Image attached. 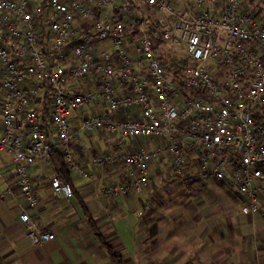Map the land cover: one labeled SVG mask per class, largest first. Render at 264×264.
I'll return each instance as SVG.
<instances>
[{
  "label": "built area",
  "instance_id": "1",
  "mask_svg": "<svg viewBox=\"0 0 264 264\" xmlns=\"http://www.w3.org/2000/svg\"><path fill=\"white\" fill-rule=\"evenodd\" d=\"M29 1L0 0V152L9 153L14 181H5L1 171L0 178L3 193L14 197L16 187L27 205L17 202V218L30 245L55 236L31 215L37 196L29 171L31 163L54 151L73 174L91 180L100 199L142 190L150 182L149 162L167 154L173 177L185 183L225 181L238 194L242 213L257 210L264 190V19L244 10V0H222L217 14L210 10L216 0H188L183 13L170 0H145L164 18L150 33L139 30L127 49L125 32L151 20L147 12L139 17L126 0H36L34 8ZM36 16L45 48L38 41ZM75 16L91 18L86 32H80ZM152 36L181 42L184 55L174 61L179 80L167 75ZM98 41L107 45L97 48ZM90 73L92 85L64 86L68 77ZM117 82L126 90L118 92ZM42 93L50 100L44 120L34 105ZM95 100L106 110L84 115L70 127L69 112ZM123 109L128 114L118 115ZM93 129L107 130L113 149L87 162L120 163L117 181L96 183L72 155L70 139ZM150 137L158 139L149 146L135 142ZM48 182L55 195H71L69 182L57 172Z\"/></svg>",
  "mask_w": 264,
  "mask_h": 264
},
{
  "label": "crops",
  "instance_id": "2",
  "mask_svg": "<svg viewBox=\"0 0 264 264\" xmlns=\"http://www.w3.org/2000/svg\"><path fill=\"white\" fill-rule=\"evenodd\" d=\"M126 1L130 6L134 7L139 17H141L146 12L150 16V24L143 26L146 28L148 33H150V28L154 25H158L159 19H162L160 15L163 14H161V12L159 11L154 10L150 5L146 4L145 0ZM170 1L174 9L182 13L186 11L188 0ZM242 5L243 9L249 11L251 15L259 16L261 19H264V0H244ZM221 6L222 0H216L212 3L210 10L214 14H217L220 11ZM93 12H97L96 7H94ZM114 12H116L121 18H125L124 14L120 10L115 9ZM74 21L78 23L80 32H86L91 26V18L75 16ZM169 23V20H166V24L169 25ZM143 27L137 26L136 28L127 31V34H136L139 30L143 29ZM130 39L131 41L129 43L124 42V47L126 49L134 42V37ZM169 40L170 41L159 39L157 42H155V46L158 49V57L160 58L162 66L167 72V75L175 80H179L178 76L181 74V69H179L175 65L174 61L176 59V56H173V54L179 51L184 55V50L181 42L175 36H172ZM179 43L181 45H178ZM104 45H107L105 41H98L96 47L98 48ZM68 48L70 52V46H68ZM66 49L65 53L67 51ZM183 55H180V57ZM88 76H91L89 80L86 79L88 78ZM88 76L82 79H75L74 84H72V82H69V79L67 78L64 82V86L68 89L82 90L86 86L92 85L95 81V75L93 73H90ZM115 86L118 92H123L127 88L125 83L120 82L115 83ZM37 98L38 96L35 99L38 100ZM93 103L94 104L92 107L88 105L89 108L92 109V112L86 111L87 113H77L76 110L78 108L69 112L68 123L70 127L76 126L82 116L96 114V112L94 113L93 111L97 108H99L98 112L106 110V106L103 101L95 100ZM38 104L41 107L42 111L41 118L46 119L50 110V101L49 104H47L45 102V98L41 97L39 98ZM48 105V113L46 114V116H42L44 108ZM127 114L128 112L125 109L121 110L118 113V115ZM135 114L137 113L133 112L131 115ZM46 128L47 132L49 133V127L46 126ZM99 130L109 135L112 140V135L107 130ZM91 131L92 130L81 131L76 135V137L70 139L69 141L72 155L75 160L79 162L80 159H82V154H85L87 152L86 148H89V151H95L93 149L96 148L100 151L101 149L111 145L110 142L103 140V135L101 133H99L100 136H97L96 138H94V140H92L91 138L87 140L85 135ZM50 134L51 133H49V135ZM111 142L112 150L113 141ZM164 155L168 157L167 154ZM88 158L89 157H87V160ZM157 158H159V156ZM43 160L47 162V159H38L31 163L29 171L30 175L33 176V180H35L34 177L38 176L40 178V176L42 175L43 172L40 165L35 163ZM153 160H151L150 162H152ZM109 165L113 166V164ZM8 166L9 159L7 162L3 161L1 152V176L5 181L10 183L11 181H13V172L10 168H8ZM106 166H108V164ZM121 172L122 168L121 171H119V175L117 174L118 177L115 178V181L121 178ZM109 176H114L113 171L109 174ZM99 177H101V174H99ZM70 178L74 185V188L81 194V198L85 202V207L90 215L93 217H102L98 222V224L101 225L102 230L113 228L117 236L119 237L118 230L114 226V221L109 222L110 218L107 209L115 210L118 207L128 208V206L124 207L123 203L116 202L112 203L110 208L108 206L106 207V199L112 197H104L101 199L98 198L93 193V184L90 179L79 177L72 172L70 174ZM177 179L180 180L179 178ZM93 180L98 183L95 177ZM213 180L215 179H206L192 183H184V187H182V193L189 195L194 194L195 191L198 192L202 189L204 190V187L211 185L210 183L212 182L213 186H211L215 187V189H217L219 193H223L222 198L224 199L222 200H224L226 203V209H229L231 207V202L224 197V194L227 191L230 192V190L234 191V189L225 181ZM40 181H34V190L37 196V203L35 208L31 209L30 212L32 216H35L37 218L38 224L41 228L48 229L55 233L54 238H51L40 245H42L49 251H56L64 242L67 241V239L75 238V240H78L81 237L87 235L92 242L95 241L96 243H98L86 227V215L82 211V206L77 201L76 197L72 195V193L67 198L59 197L52 192L49 183H47V185H44ZM14 189L17 188L14 187L13 190ZM49 190H51V192ZM15 191L14 197L6 196L3 193V181L0 178V226L2 227V256L7 257V255H4L5 252L11 251L10 254H8V262L10 264L14 261V259L20 257L22 253L31 250V248L33 247L32 245H30L25 236L23 223L17 218V202L25 206L27 205L18 189ZM132 208L133 207H131V209ZM239 215L234 216L233 214V216H222L212 219L210 218L205 221L196 219L190 224L192 226V231L196 234L192 233L190 235V238H184V236L183 238H179L178 235H165L159 241L161 245L159 264H264V190L258 196L257 210L254 216V221L250 223L246 214V217L243 218ZM104 221L106 222V224L103 227ZM120 240L126 253V258L130 259L132 262L134 250L133 252L127 251L125 249L123 240L121 238ZM98 245L100 247L99 243ZM184 250H187V252L183 255ZM89 254L90 251L84 246L81 251H78L74 247H71V252H64L59 254L58 260H64L67 262V264H89L90 262H93V260H87ZM55 263L56 262H52V264Z\"/></svg>",
  "mask_w": 264,
  "mask_h": 264
},
{
  "label": "rangeland",
  "instance_id": "3",
  "mask_svg": "<svg viewBox=\"0 0 264 264\" xmlns=\"http://www.w3.org/2000/svg\"><path fill=\"white\" fill-rule=\"evenodd\" d=\"M35 2L36 0H30L29 6L34 8ZM161 14H163V12H161ZM160 17L164 18V14L160 15ZM143 29L148 32L145 27H143ZM134 36V33L125 34L124 42L129 43L131 41L130 38ZM168 41L170 40L168 39ZM178 45L181 44L179 43ZM66 50V54L69 57V48L67 47ZM174 55L180 57V55L183 54L182 52L180 53L177 51L173 56ZM90 78L91 76H88L86 79L89 80ZM68 79L69 82L74 84V78L68 77ZM41 97L45 98L47 104H49L50 101L47 93H42L38 96V100L35 99L36 104L34 105L40 117L42 111L38 102ZM93 104L94 103L92 102V104L83 105L78 108L76 112H92V109L89 108V106L92 107ZM48 110L49 105L44 108L42 116H46ZM98 110L99 108L95 109L93 112L97 113ZM99 133L103 135V140L110 142L112 145L111 137L105 132H101L99 129H94L91 132H88L85 136L87 140L90 138L94 140V138L100 136ZM157 139L158 138L155 137L139 138L135 142L140 141L149 146ZM111 145L100 151L97 148L93 149L95 151H89V148H86L87 152L82 154V159H80V162L84 165L87 171L92 174V176L94 175L98 183H105L111 180L115 181L122 166L118 162L114 163L113 166L109 164L108 166H106L107 164H103L100 167L91 166L87 163V157H90L94 153H98V151H110L112 147ZM1 152L3 161L7 162L10 157L9 153L4 151ZM35 164L40 165L43 173L40 178L38 176L34 177L35 180H33V176L31 175L33 184L35 185L34 181L41 180L40 182L47 185L49 175L53 172L52 168L44 160L38 161ZM112 171L114 176H109ZM99 174H101V177H99ZM149 176V184L139 192L127 193L106 199L105 201L106 207L108 206L109 208L112 203L116 202L123 203L124 207L128 206V208L118 207L115 210H107L110 218L109 222L114 221V226L117 228L118 235L125 244V249L132 252L134 250V256L132 259L133 264H159V254L161 250L160 239L165 235H178L179 238H183V236L184 238H190V235L194 233L190 224L196 219L205 221L210 218L233 216V214L234 216H238L240 214L239 216L242 218L247 215L250 223L254 221L256 211L252 214L246 215L241 213V211H239L241 201L239 200L237 193L230 189V192L227 191L224 194V197L230 200V206L232 208L230 207L229 209H226V203L222 200L224 199L222 198L223 193H219L215 187H212V182L210 183L212 186L208 185L204 187V190L202 189L198 192L195 191L194 194L190 195L183 194L182 187H184L185 182H182L171 175L168 157L164 154H160L159 158H155L150 162ZM13 181L10 183H13ZM15 190L17 189H14V191ZM49 191L51 192V190ZM131 207L133 208L131 209ZM105 223L106 222L104 221V224ZM83 246L90 251L87 260H93V262L89 261V264H114L107 257L105 251L99 247L98 243L95 241L92 242L88 235L83 236L78 240H75V238L67 239V241L56 251H49L42 245H35L31 250L22 253L20 257L14 259L11 264H52V262H56L55 264H67L64 260L59 261L58 255L64 252L70 253L71 247L81 251ZM10 252L11 251L5 252L4 255H7V257L2 256V227L0 226V264H10L8 262V254H10ZM186 252L187 250H184L183 255L186 254Z\"/></svg>",
  "mask_w": 264,
  "mask_h": 264
},
{
  "label": "trees",
  "instance_id": "4",
  "mask_svg": "<svg viewBox=\"0 0 264 264\" xmlns=\"http://www.w3.org/2000/svg\"><path fill=\"white\" fill-rule=\"evenodd\" d=\"M41 1H45V0H41ZM35 26H36V30L38 33V41L42 45V47L45 48L46 41H42V37L44 34V30H43L44 28L38 16L35 17ZM125 33L127 34V32ZM159 39L160 38L158 37L152 36L153 44L156 45L155 42H157ZM71 43H72V40L67 41L64 46V50L68 46H70ZM44 126L46 125L44 124ZM45 129L47 130V128ZM47 162L52 168V171L57 172L65 181L69 182L71 186L72 195L76 197L77 201L82 206V211L86 215L85 224H86L87 229L92 234L94 239H96V241L100 244V247L106 252L108 258L114 264H132L131 260L126 258V253L123 249L122 242L120 238L117 236L115 230L113 228L102 230L101 225L98 224V222L100 221L102 217L101 216L93 217L90 215V213L86 209L85 202L82 200L81 194L74 188V185L70 178L71 172L69 169L66 168V164H65V161L62 155L59 152L54 151L48 155ZM105 224L103 223V227Z\"/></svg>",
  "mask_w": 264,
  "mask_h": 264
}]
</instances>
